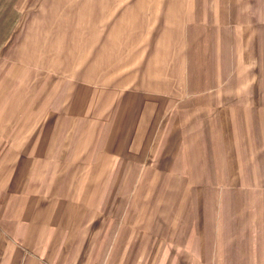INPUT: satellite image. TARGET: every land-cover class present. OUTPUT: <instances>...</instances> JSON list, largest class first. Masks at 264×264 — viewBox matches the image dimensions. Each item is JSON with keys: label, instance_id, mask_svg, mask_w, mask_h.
<instances>
[{"label": "crops", "instance_id": "crops-1", "mask_svg": "<svg viewBox=\"0 0 264 264\" xmlns=\"http://www.w3.org/2000/svg\"><path fill=\"white\" fill-rule=\"evenodd\" d=\"M0 264H264V0H0Z\"/></svg>", "mask_w": 264, "mask_h": 264}, {"label": "rangeland", "instance_id": "rangeland-1", "mask_svg": "<svg viewBox=\"0 0 264 264\" xmlns=\"http://www.w3.org/2000/svg\"><path fill=\"white\" fill-rule=\"evenodd\" d=\"M84 31H85L83 34L84 38H87L90 41L91 40V32L87 31V30H84ZM89 47H90V45H89Z\"/></svg>", "mask_w": 264, "mask_h": 264}]
</instances>
